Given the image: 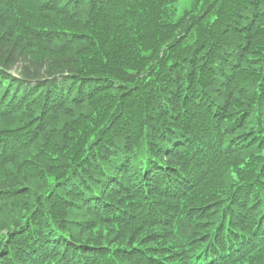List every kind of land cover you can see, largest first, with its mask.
I'll use <instances>...</instances> for the list:
<instances>
[{
  "label": "trees",
  "instance_id": "trees-1",
  "mask_svg": "<svg viewBox=\"0 0 264 264\" xmlns=\"http://www.w3.org/2000/svg\"><path fill=\"white\" fill-rule=\"evenodd\" d=\"M176 1L0 0V264H264V0Z\"/></svg>",
  "mask_w": 264,
  "mask_h": 264
},
{
  "label": "rangeland",
  "instance_id": "rangeland-1",
  "mask_svg": "<svg viewBox=\"0 0 264 264\" xmlns=\"http://www.w3.org/2000/svg\"><path fill=\"white\" fill-rule=\"evenodd\" d=\"M186 6H187L186 4L177 3L175 5L176 16H178ZM76 42H78V41H76ZM76 42H75V44H78V45L80 44L79 42L78 43H76ZM42 46H43V48L41 46H37L38 48L32 49V51H30L32 53V55H36V58H39V59H42L43 57H46L47 55H50L49 57L56 56L57 57V63L63 64L62 60H58V59L63 58L64 61H68L70 58H67V54L68 53L73 54V50H71V49H67V50H70V52L64 53V52H61L62 50H59L58 47H56V46H50V45H48V46L42 45ZM73 59L74 60L76 59L75 64H74V62L72 64L73 66L77 67V66L82 65L83 61H81L80 58L73 56ZM72 65H70V66H72Z\"/></svg>",
  "mask_w": 264,
  "mask_h": 264
}]
</instances>
